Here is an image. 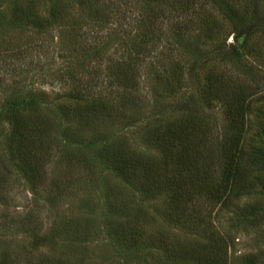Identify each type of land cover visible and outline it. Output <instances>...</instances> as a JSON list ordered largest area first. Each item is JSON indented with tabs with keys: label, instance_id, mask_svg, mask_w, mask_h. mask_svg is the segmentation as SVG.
<instances>
[{
	"label": "rangeland",
	"instance_id": "1",
	"mask_svg": "<svg viewBox=\"0 0 264 264\" xmlns=\"http://www.w3.org/2000/svg\"><path fill=\"white\" fill-rule=\"evenodd\" d=\"M191 1L194 11L202 15L200 20L204 18L208 25L222 24L221 37L207 39L194 31L182 35L181 39L168 23L163 27L157 24L151 12L146 10L145 6L149 5L145 0H122L123 4L117 8L120 14L117 22L126 35L113 33L112 30L118 23L103 27L96 23H91L92 26L85 24L88 9L80 0H65L68 10L66 22L48 29L37 30L29 26L8 30L0 23V112L9 99L28 96L40 105L37 113L41 120L52 121L55 126L52 137L43 143L50 147L47 165L42 166L41 172L45 177L44 186L39 185L34 190L20 173L19 164L22 159L13 157L17 153H10L7 140L10 126L0 117V216L4 217L0 218V261L5 258L2 263L47 264L53 259L57 263L67 261L74 264H195L175 261L176 259L174 263H170V257L157 243L159 239H166L168 244H172L174 239L186 243H202L200 232L165 223L162 219L165 205L163 196L150 198L138 191V186L123 183L101 167H77L74 160H69L72 157L68 156L66 159L63 153L65 150L73 152L77 136H72L66 143L62 140L61 128L65 129L71 122L60 121L54 112L57 105L68 104L72 108L82 105L83 102L70 99L78 90L79 95L85 90L89 94L94 92V95H108L111 98L116 96L120 88L113 84L114 63L122 59L129 61L130 58L124 51L126 40L141 43L140 31L148 33L149 28V39L145 44L149 53L143 54L144 60L136 58L134 65L139 99L142 98L144 104L138 112L143 114H136L139 115V123L125 128L126 130L118 123L109 127L107 122L105 128L110 131L103 136L119 135L127 141L131 150L143 155H156V152L142 145V132L138 129L140 127H136L140 124L142 126L143 119L146 120L153 111L162 110L170 101L185 98L189 93L196 95L200 103L197 92L206 84L203 77L207 72L204 67L201 68L190 81L184 63L191 61L190 55L197 53L193 45L203 53L217 48L224 39L226 44H234L237 39L232 34L229 23L222 22L206 0ZM237 1L239 5H243L248 0ZM249 1L250 4L253 3L252 0ZM12 2L13 0H0V11L8 14L5 11H8ZM250 4L248 10L253 9ZM254 5L259 11L264 28V0H256ZM48 6L49 0H43L39 5L38 11L42 17L47 16ZM148 13L151 20L145 30H137L134 20L141 15L145 18ZM136 33L141 36L136 37ZM239 54L243 56L224 65L227 72L225 79L231 77L236 81L233 82L234 91L249 88L256 92L255 97L250 98L253 110L264 107V35L253 34L246 41L245 52L242 48ZM176 64L184 66L182 85L186 88L179 90L173 98L172 95H166L164 84L156 77L163 67ZM211 65L212 62H209L205 66L209 69ZM220 71L224 73L223 67ZM224 109L225 105L215 102L211 108L203 106L198 114L208 123V134L214 143L224 140L222 137L238 133L229 129ZM263 113L264 110L262 114L250 115V122L241 132L242 137L259 152L264 151ZM136 132L139 135H135ZM74 154L75 152L72 155ZM255 171L254 176L261 180L254 181V188L247 190L228 208L223 209L220 205L207 206L204 202L195 212L187 211L201 214L206 221H213L212 230L219 233V239L214 243L216 248L227 245L226 264H264V165L258 166ZM90 172H94L93 178ZM65 177L68 179L64 180ZM68 181L72 184L68 185L64 196L59 198V202L53 201L57 199L54 198L52 186ZM84 200L87 202L79 204V201ZM7 217L15 221L11 227L6 228L2 222H8ZM132 217L134 220L138 219V229L144 234L142 238L140 232V235L137 234L139 243H143L138 249L118 246L119 241L114 242L109 228V225L117 226L119 222H131ZM69 218H72V231L77 230L78 235L84 231L82 235L87 240L82 244L72 243L70 239L75 236H71V232L68 234L70 239L59 235L61 224L57 221H67ZM36 235L38 239L47 236V242L33 244ZM210 247L214 248L212 245ZM187 250L188 246L183 251ZM167 259L169 263L166 262Z\"/></svg>",
	"mask_w": 264,
	"mask_h": 264
},
{
	"label": "trees",
	"instance_id": "2",
	"mask_svg": "<svg viewBox=\"0 0 264 264\" xmlns=\"http://www.w3.org/2000/svg\"><path fill=\"white\" fill-rule=\"evenodd\" d=\"M206 1L222 22L229 23L232 34L237 39L234 44H226L224 39L217 48L214 47L211 51L203 53L195 44L193 45L197 53L190 55L191 61L184 63L190 81L197 76L201 68L204 67V71L207 72L203 77L206 84L197 92L199 93L197 97L201 99L200 103L196 95L189 93L185 98L170 101L168 106L163 107L164 109L153 111L146 120L143 119L142 126L140 124L136 127H140L138 129L142 132V145L156 152V155H143L131 150L127 141L119 135L103 136L110 131L105 128L107 122L109 127L118 123L124 130L139 123V115L136 114L141 113L138 111L144 104L143 99H139L134 65L136 58L140 57V60H144L143 54L149 53L145 46L149 39V28H147L148 33L143 31V34L140 31L141 43L128 39L127 42L124 41L126 42L124 51L130 59L129 61L122 59L114 63L113 84L120 88L116 96L111 98L108 95H94V92L89 94L85 90L79 95L80 90H78L75 95L70 96V99L81 101L82 105L73 108L68 107V104L54 107V112L59 116L60 121L71 122L65 129L59 126L62 140L66 143L72 136H77V143L75 142L77 145L73 147L75 154L72 155L73 152L65 150L63 154L66 159L68 156L72 157L69 160H74L77 167L81 165H88L94 169L101 167L123 183L138 186L140 188L138 191L150 198L163 196L165 205L162 219L165 223L200 232L203 237L202 243L200 241L186 243L174 239L172 244H168L166 239L158 240L159 248L170 257V263H174L175 259V261L182 260L195 264L227 263V245H219L216 248L214 244L219 239V233L212 230L213 221H206L207 219L201 214H191L187 211L195 212L204 202L207 206L220 205L223 209L228 208L247 190L254 188L256 185L254 181L261 180L254 175L256 168L264 165V151L259 152L257 148L252 147L241 133L250 122V115L262 114L264 107L253 110L250 98H254L256 92L249 88L234 91L233 82L236 81L231 77L225 79L227 72L224 68L227 62L238 60L243 56L239 54V50L243 48L245 52L248 38L255 33L264 35L261 17L254 5L256 0H252V4L248 0L243 5H239L237 0ZM42 2L43 0H13L8 11H5L8 14L0 11V23L8 30L29 26L44 30L66 22L68 10L65 0H49L46 17H42L38 11ZM145 2L149 5V7L145 6L147 12H151L157 24L163 27L168 23L173 31L175 30L176 36L181 39L182 35L194 31L201 33L207 39L221 37L222 24L208 25L204 18L200 20L202 15L194 11L191 0H145ZM80 3L88 9L84 19L88 26H92L91 23H96L99 27L112 26L120 19L117 8L120 7L122 0H80ZM249 4L252 5V10H248ZM145 16L144 18L141 15L134 20L137 30H145L151 20L149 13ZM120 28L118 23L112 30L113 33L126 35L124 29ZM137 35L140 33H136V37ZM209 62H212V65L208 69L205 65ZM183 67V64L168 65L157 75V80H161L164 84L167 96L172 95L175 98L179 90L186 88L182 85L185 75ZM222 67L224 73L220 71ZM194 91H197L195 86ZM30 98L27 96L9 99L2 106L0 117H3L10 126L7 137L10 153H17L13 157L22 159L19 164L21 175L30 182L34 190H37L39 185L44 186L42 166L47 165L50 150V147L43 143L52 137L55 126L52 121L41 120L37 113L40 105L34 101V98ZM215 102L225 105L228 127L238 132L222 137L224 140L216 143L208 134V123L205 122L204 117L198 115L203 106L211 108ZM135 135L139 134L136 132ZM93 175L94 172L90 174L91 178ZM67 179L65 177L64 180ZM69 184L72 182L55 183L52 186L54 198L57 199L53 201L59 202V198L64 196ZM82 202L87 201H79V204ZM135 220L132 217L131 222H119L117 226L109 225L114 242L119 241L118 246L122 245L123 248L129 249H138L142 246L143 243L140 244L137 238V234L142 231L138 229V219ZM7 221L2 222L6 228L11 227L15 220L7 217ZM57 222L61 224L59 235H65L69 239L75 236L70 239L72 243L82 244L81 242L87 240L85 235H82L84 231L78 235L77 230H71L72 218ZM69 232L71 236L68 235ZM37 236L34 237L33 244H42L48 240L47 236L42 239H38ZM142 237H144L143 233L140 235V238ZM211 245L214 248L210 247ZM186 246L188 250L183 251ZM4 260L5 258L0 264H4L2 263ZM166 262L169 263L168 259ZM47 264L74 263L67 261L57 263L50 259Z\"/></svg>",
	"mask_w": 264,
	"mask_h": 264
}]
</instances>
